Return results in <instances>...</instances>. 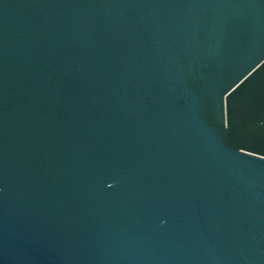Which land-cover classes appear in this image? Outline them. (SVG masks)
<instances>
[{
    "label": "water",
    "instance_id": "water-1",
    "mask_svg": "<svg viewBox=\"0 0 264 264\" xmlns=\"http://www.w3.org/2000/svg\"><path fill=\"white\" fill-rule=\"evenodd\" d=\"M0 264H264V0H0Z\"/></svg>",
    "mask_w": 264,
    "mask_h": 264
}]
</instances>
